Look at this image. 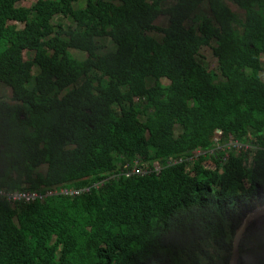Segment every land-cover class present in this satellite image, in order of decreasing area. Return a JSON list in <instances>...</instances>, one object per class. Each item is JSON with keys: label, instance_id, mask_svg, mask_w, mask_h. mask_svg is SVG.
<instances>
[{"label": "trees", "instance_id": "trees-1", "mask_svg": "<svg viewBox=\"0 0 264 264\" xmlns=\"http://www.w3.org/2000/svg\"><path fill=\"white\" fill-rule=\"evenodd\" d=\"M20 1L0 0V190L91 191L0 197V264H229L264 202V0ZM135 160L162 169L112 179ZM253 230L240 264H264Z\"/></svg>", "mask_w": 264, "mask_h": 264}, {"label": "clouds", "instance_id": "clouds-1", "mask_svg": "<svg viewBox=\"0 0 264 264\" xmlns=\"http://www.w3.org/2000/svg\"><path fill=\"white\" fill-rule=\"evenodd\" d=\"M77 4V3H76ZM79 4H81V3H79ZM237 11H240V10H237ZM70 19V18H69ZM71 20V19H70ZM72 22H73V20H72ZM73 23H75V22H73ZM63 24H65V23H63ZM77 29V23H76V28L73 30V31H75ZM83 30H84V28H82ZM68 39H70V35L68 36ZM217 46V42L216 41H213V47H216ZM205 49H208V50H210V52H211V54L214 56V54H213V50H212V48H210V47H203L201 50H200V52H199V57H198V59L203 63V61H202V52L205 50ZM50 52V54H55V51L54 50H50L49 51ZM30 55H31V53H29ZM215 57V56H214ZM27 58H29V57H27ZM215 59H216V57H215ZM216 62H217V59H216ZM263 63H264V58L261 60V64H262V67H263V70H264V65H263ZM203 65H205L204 63H203ZM206 66V65H205ZM207 67V66H206ZM208 69L209 70H211L210 69V67H208ZM263 70L260 72V77H261V79L264 81V79L262 78V72H263ZM36 71V70H35ZM38 71V70H37ZM36 71V72H37ZM41 71H42V67L40 68V70H39V73H41ZM36 72H34V73H36ZM163 79H166V82H163V83H168L169 82V80H168V78H166V77H163V78H161L160 79V81L162 82V80ZM34 83V80L33 81H31L30 82V84H33ZM218 132H221L222 133V131L221 130H219V129H217L216 131H215V133L217 134ZM222 136H223V133L221 134ZM222 138V137H221ZM220 138V139H221ZM220 139H217L216 138V135H215V137H214V141L215 142H217V141H219ZM235 141V142H234ZM227 147H229L231 150H233V151H239V152H241V150H242V148H243V144L241 143V142H239V141H237V140H234V139H231L228 143H227V145H226ZM217 147H219V143L217 144ZM249 149H251V147L249 146L248 147ZM212 154H213V152L212 151H210ZM207 153V151H204V150H201V149H196V150H193L192 151V153L189 155V157L188 158H185V159H179V160H173V161H170L169 163H167V165H175V164H178V163H183V162H185V161H187V162H191V161H194L195 159H198L202 154H206ZM210 161V160H209ZM140 162L138 161V160H135V161H133V165H132V168L130 169V170H127V171H125V172H123V173H121V174H117V175H115V177H112V179H114V178H119V177H123V175H125V178H130V177H133V175H137V174H144V173H150V172H157V173H160V171H161V164H159V163H154V165H153V168H148V167H141L140 166ZM209 167H211V168H213V169H216V166H218V164L215 162V161H213L212 160V163H210V164H208V162L206 163ZM220 164H221V162H220ZM158 166L160 167V169H158ZM126 167V166H125ZM93 189H96L97 187H98V184H94L93 186ZM0 191H4V190H0ZM90 191H91V188H89V187H87V188H83V189H64V190H62V191H59V192H57V191H47L45 194H40V193H38V194H40V195H42V196H44V198L42 199V200H44V199H46V198H51V197H54V196H63V197H73V198H77V197H80V196H82V195H84V194H87V193H90ZM6 192H8V193H10L9 191H6ZM56 192V195H54V193ZM13 193H15V192H13ZM16 193H36V192H21V191H18V192H16ZM4 199H6V198H4ZM7 200V199H6ZM42 200H36V201H42ZM8 201V200H7ZM36 201H34V202H36ZM8 202H10V203H12V204H14V203H19V202H21V203H32V202H24V201H18V202H11V201H8ZM261 207H264V202L263 203H261L260 205H258L255 209H253L252 211H250L249 213H247L246 214V216L247 215H249V214H252V212H254L256 209H258V208H261ZM245 218V217H244ZM257 218V217H256ZM256 218H254V219H252L251 220V224H255V225H257V227L258 226H261V225H263L264 223H259L258 221H257V219ZM244 220V219H243ZM250 224V225H251ZM251 228H256V227H251ZM248 229H250V226L248 227ZM247 229V230H248ZM245 233H246V231H245ZM244 237H245V235H244ZM243 237V238H244ZM242 241H243V239H242ZM234 244V243H233ZM242 244V243H241Z\"/></svg>", "mask_w": 264, "mask_h": 264}, {"label": "rangeland", "instance_id": "rangeland-1", "mask_svg": "<svg viewBox=\"0 0 264 264\" xmlns=\"http://www.w3.org/2000/svg\"><path fill=\"white\" fill-rule=\"evenodd\" d=\"M34 4H35V0H21L20 3H18V6L19 7H22V8L30 9V8H32V6H34ZM75 7H76V9H79L81 7V5L80 4H75ZM200 11H202V12H209L207 5L202 4L201 7H200ZM237 14L241 18L244 17V14L241 11H237ZM165 20L166 19H164L163 21H165ZM52 23L54 25H57L59 23H65V25H66L67 28L70 27V26L73 28V30L76 28V23H73L72 20L64 17L63 15H57V16H55L53 18V20H52ZM11 24L16 25L17 27H22L21 24H18L16 22H12ZM104 42L106 44V48L102 49L100 52H107V51L112 50V44L108 40H106ZM30 56L31 55L29 53H26V57H30ZM202 61H203V63L207 67H210L211 70H216V68H217V62H216L215 57L211 54L210 50L205 49L202 52ZM263 65H264V63H263ZM212 74H216V72H213ZM262 78L264 79V70L262 72ZM162 82H166V79H163ZM0 96L8 97V90H7L6 86H4L2 84H0ZM221 134H222L221 132H218L216 134V138L217 139H220L222 137ZM220 146L221 145L219 144V147ZM210 163H212V160L208 161V164H210ZM158 169H160L159 166H158ZM45 171H46V168L43 169V172H45ZM54 195H56V192L54 193ZM256 219H257V221L259 223H264V214H261ZM251 227H256L253 230L254 232L255 231H258L260 229V226L257 227V225H255L254 223L250 225V228Z\"/></svg>", "mask_w": 264, "mask_h": 264}, {"label": "water", "instance_id": "water-1", "mask_svg": "<svg viewBox=\"0 0 264 264\" xmlns=\"http://www.w3.org/2000/svg\"><path fill=\"white\" fill-rule=\"evenodd\" d=\"M261 214H264V207L256 209L252 214L247 215L244 220L242 221V224L239 228L236 230V234L234 237V247H233V254H231L229 264H240L241 259V243L242 239L245 235V231L248 229V227L251 224V220L260 216Z\"/></svg>", "mask_w": 264, "mask_h": 264}, {"label": "built area", "instance_id": "built-area-1", "mask_svg": "<svg viewBox=\"0 0 264 264\" xmlns=\"http://www.w3.org/2000/svg\"><path fill=\"white\" fill-rule=\"evenodd\" d=\"M0 197L6 198L8 201L11 202H18V201H24V202H34L36 200H42L44 196L38 194V193H13V192H6V191H0Z\"/></svg>", "mask_w": 264, "mask_h": 264}]
</instances>
